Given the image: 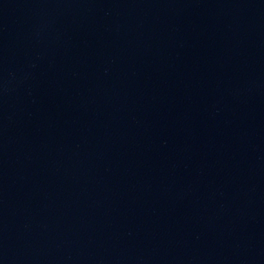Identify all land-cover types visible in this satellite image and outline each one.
<instances>
[{
	"label": "water",
	"instance_id": "obj_1",
	"mask_svg": "<svg viewBox=\"0 0 264 264\" xmlns=\"http://www.w3.org/2000/svg\"><path fill=\"white\" fill-rule=\"evenodd\" d=\"M0 264H264V0H0Z\"/></svg>",
	"mask_w": 264,
	"mask_h": 264
}]
</instances>
